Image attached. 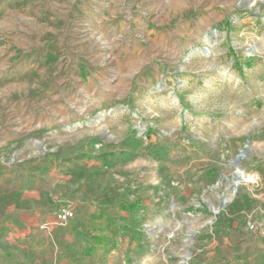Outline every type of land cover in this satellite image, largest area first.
I'll return each mask as SVG.
<instances>
[{
  "label": "rangeland",
  "instance_id": "374dc122",
  "mask_svg": "<svg viewBox=\"0 0 264 264\" xmlns=\"http://www.w3.org/2000/svg\"><path fill=\"white\" fill-rule=\"evenodd\" d=\"M262 154L264 0H0V264H264Z\"/></svg>",
  "mask_w": 264,
  "mask_h": 264
},
{
  "label": "crops",
  "instance_id": "0c3cea01",
  "mask_svg": "<svg viewBox=\"0 0 264 264\" xmlns=\"http://www.w3.org/2000/svg\"><path fill=\"white\" fill-rule=\"evenodd\" d=\"M261 157L264 158V155L262 154ZM259 172H263V171L259 169ZM205 176L208 177V175H205ZM205 176H204V178H205ZM165 180L166 181H164L160 185V187L158 185H152L150 182L149 183L145 182L143 185L144 186L143 190L146 189V186L151 184V187L153 189H156V191L158 190V188H160V193L163 194L161 201H163V199H166L165 198L166 196H168V195L170 196L169 202L167 203L169 208L170 207H173V208L177 207V209L178 208L179 209L184 208V206L182 204L181 205L179 204V202H178L179 200L176 199V196L174 194H169L168 190L175 188L178 190V192L181 193V195L187 196L189 190L187 191L186 189L183 188V187L186 188V184H183L181 181L176 180L172 176H170L169 178H167ZM209 187H210V185H207L202 191V193L206 197L205 199L204 198L202 199V203H200L199 201H198L199 203H197L194 200V205H196L198 208L195 213L189 212L188 214H186L185 212L182 211L184 213V216L187 215V216H185L184 220L193 221V220H190V218H200L202 215H204V210L209 209L210 205H213L214 202L212 201V199L210 198L208 193L212 192V193L217 194L216 193L217 190L211 189ZM180 188H182V189H180ZM220 196L221 195L218 194V197H220ZM141 204H143V202L142 203L140 202V205ZM142 207L143 208L145 207V209L143 211L144 216L147 218L146 220L151 223V227H152V229L149 232H147L148 233L147 234L148 246H145V247H148V253L149 254H153L152 252L163 250L166 247V243L169 240L168 239L169 237L165 233V230L168 227V222L177 220L176 214L175 213H168V210L165 207H161L160 204L153 203L151 201H150V203H144Z\"/></svg>",
  "mask_w": 264,
  "mask_h": 264
},
{
  "label": "built area",
  "instance_id": "2783aa9c",
  "mask_svg": "<svg viewBox=\"0 0 264 264\" xmlns=\"http://www.w3.org/2000/svg\"><path fill=\"white\" fill-rule=\"evenodd\" d=\"M250 177V178H249ZM248 179H245L248 182L255 183L257 181V176L252 174L248 175ZM75 211L70 207H62L57 210L56 212V221L58 223H65L74 218ZM249 227L251 229H257L260 235L264 238V216L261 218L260 221H249Z\"/></svg>",
  "mask_w": 264,
  "mask_h": 264
},
{
  "label": "bare ground",
  "instance_id": "6f19581e",
  "mask_svg": "<svg viewBox=\"0 0 264 264\" xmlns=\"http://www.w3.org/2000/svg\"><path fill=\"white\" fill-rule=\"evenodd\" d=\"M236 169H237L236 172H235L236 183H239L242 180V178H243V180L248 179L247 178L248 177V174L246 173L245 170L241 169L238 164L236 165Z\"/></svg>",
  "mask_w": 264,
  "mask_h": 264
},
{
  "label": "water",
  "instance_id": "95a60500",
  "mask_svg": "<svg viewBox=\"0 0 264 264\" xmlns=\"http://www.w3.org/2000/svg\"><path fill=\"white\" fill-rule=\"evenodd\" d=\"M243 151V153H245L246 151L245 150H242ZM243 156V154H241V155H239L238 156V158H237V160H236V162L234 163L235 165H237L238 164V162L240 161V159H241V157Z\"/></svg>",
  "mask_w": 264,
  "mask_h": 264
}]
</instances>
